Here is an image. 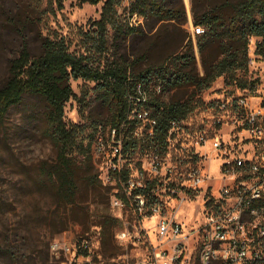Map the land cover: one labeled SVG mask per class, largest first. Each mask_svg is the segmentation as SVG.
I'll return each instance as SVG.
<instances>
[{
	"label": "rangeland",
	"instance_id": "374dc122",
	"mask_svg": "<svg viewBox=\"0 0 264 264\" xmlns=\"http://www.w3.org/2000/svg\"><path fill=\"white\" fill-rule=\"evenodd\" d=\"M47 1L0 0V77L8 60L18 53L21 36L28 37L35 54L40 52L43 36H64L71 51L92 55L95 66L102 68L115 57L127 58L133 63L132 72L164 62L192 39L200 62L197 35L193 33L192 0H183L188 12L187 23L177 28L167 24L159 30H152L143 17L139 16L140 21L132 20L128 1L124 0L117 7L118 24L138 27L145 34L132 33L124 38L116 27L109 26L107 50L102 53L95 51L86 33L91 34L95 29L94 22L100 18L106 0L98 3L66 0L64 9L56 15L41 11ZM11 9V15H21L15 25L7 23L6 14ZM259 39H250L252 63L246 76L254 83V91L248 88L253 107L264 98V53L256 52ZM71 84L75 96L65 106V121L83 127L81 136L86 146L93 132L101 125L109 124L112 108L103 101L96 82L80 78L71 80ZM240 90L235 84L226 85L224 77L218 78L203 92L205 104L184 123L193 130L216 133L234 156L250 158L264 148V137H256L242 124L244 118L237 115L234 106L226 109L217 106L218 99L234 100ZM162 98L167 99V96L164 94ZM41 108L40 101L30 98L24 105L11 109L0 127V264H58L51 247L53 241L74 244L85 236L91 241V251L89 261L81 264H158L153 259V252L157 246L165 247V237L158 233L156 217L141 215L130 202H126L123 208L115 206L111 189L83 180L85 172L94 173L95 169L86 167V171L80 170L78 202L72 213L66 212L55 194L41 185V165L52 163L57 156L56 148L39 119ZM219 119L221 124L217 123ZM209 155L215 159L211 160L210 171L216 176L222 159L220 155ZM180 202L171 203L174 209L168 216H177L193 227L194 217L206 202L205 190L188 195L183 203ZM162 216L165 217V212ZM107 218L113 222L104 232L102 224ZM122 230L127 231L125 238L118 236Z\"/></svg>",
	"mask_w": 264,
	"mask_h": 264
},
{
	"label": "trees",
	"instance_id": "16d2710c",
	"mask_svg": "<svg viewBox=\"0 0 264 264\" xmlns=\"http://www.w3.org/2000/svg\"><path fill=\"white\" fill-rule=\"evenodd\" d=\"M65 1L48 0L41 11L56 15L64 9ZM82 1L98 3L100 0ZM123 1L106 0L100 18L94 22L95 29L91 34L86 33L96 52L107 50L109 26L116 27L124 38L132 33L145 34L138 27L118 24L117 7ZM127 6L131 15L145 18L152 30L167 24L177 28L188 22L183 0H128ZM11 13L12 9L6 14L7 23L15 25L21 15ZM191 15L193 24L205 29L196 37L200 62L194 41L190 39L164 62L149 65L139 72L131 71L133 63L127 58L115 57L102 68L95 66L92 55L71 51L64 36H43L40 52L35 54L28 37L21 36L18 53L8 60L0 77V127L11 109L24 105L28 99L42 103L38 116L57 156L52 163L41 165L39 181L55 194L66 212L72 213L78 202L80 170L95 169L94 173L85 172L83 180L109 188L102 183L92 156V142L98 129L84 146L83 127L65 121V106L75 96L71 80L81 78L97 83L103 101L111 105L109 124L113 126L126 118L127 96L135 91L139 81L161 83L162 93L152 97L150 104L157 117L158 139L162 145L171 121L186 120L204 105L203 92L218 78L224 77L226 85L235 84L239 89L254 91L253 81L246 77L250 67L249 46L250 39L258 37L256 52L264 53V0H192ZM164 94L167 99L162 98ZM111 222V218L104 220V232Z\"/></svg>",
	"mask_w": 264,
	"mask_h": 264
},
{
	"label": "built area",
	"instance_id": "2783aa9c",
	"mask_svg": "<svg viewBox=\"0 0 264 264\" xmlns=\"http://www.w3.org/2000/svg\"><path fill=\"white\" fill-rule=\"evenodd\" d=\"M132 16L140 21L137 14ZM204 32V27L193 26L194 35ZM240 91L234 100L218 99L217 106H234L242 124L263 138L264 98L253 107L248 89ZM161 93V83L139 81L127 96L126 118L116 126L101 125L93 139V160L102 183L112 190V203L123 208L130 202L141 215L156 217L165 247H155V263L190 264L194 259L193 264H264V148L254 157H236L221 136L193 130L185 120L171 121L162 145L150 104ZM210 153L222 159L216 176L210 171L215 160ZM200 190H205L206 202L193 227L168 216L172 202L181 199V204ZM118 236L125 238L127 231ZM51 247L58 264L89 261L87 236L74 244L55 240Z\"/></svg>",
	"mask_w": 264,
	"mask_h": 264
}]
</instances>
